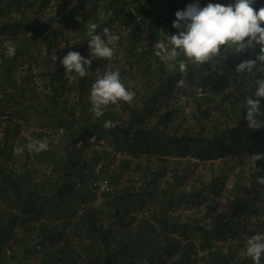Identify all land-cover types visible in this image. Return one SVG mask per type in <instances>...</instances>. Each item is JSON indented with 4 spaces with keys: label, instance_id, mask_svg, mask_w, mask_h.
Returning a JSON list of instances; mask_svg holds the SVG:
<instances>
[{
    "label": "trees",
    "instance_id": "trees-1",
    "mask_svg": "<svg viewBox=\"0 0 264 264\" xmlns=\"http://www.w3.org/2000/svg\"><path fill=\"white\" fill-rule=\"evenodd\" d=\"M7 1L9 4L12 1H23L25 7H32L36 2V0ZM85 1L77 0L78 3L72 5L71 0H63L62 5L74 12L77 10L76 6L84 4ZM196 2L197 0H94L92 12L88 17L84 15V24L88 22L87 19L91 20L90 23H97L98 33H102L103 28L107 27L111 34L119 36L117 44L124 51V61H118V68L122 69V74L129 72L128 67L134 76L141 77L142 89L138 92V103L120 101L126 111L125 115L118 113L117 104H109L104 108L102 117L93 116L90 112L89 92L92 80L89 79V73L83 78L80 77L78 81L81 91L77 101L81 105L79 116L74 115V108L70 107L64 84L60 83L58 76L52 81V91L42 99V95L35 93L34 87H29L34 76L32 67L29 65L23 74L15 73L17 54L6 55V49L0 55V112L3 113V107L8 101L17 104L19 98H29L65 128L60 148L70 151L77 148H92L94 163L104 154H112L108 151L109 148L125 151L126 156L118 163L119 171L129 169L134 157L140 158L135 162L133 170L140 173L139 180L142 179L143 183L137 185L135 190L136 185L130 182L124 187L123 196L130 203L131 201L139 205L149 203L153 207V218L158 222L160 231L156 229V234L151 233L155 231L154 224L146 218L142 220L140 227L144 232V247L151 261L164 262L161 252L166 251L178 254L174 264H198L200 259L206 264H251L253 263L251 258L239 254V242L230 243L226 250L217 243L219 240L225 241L229 237H236L239 234L237 228L246 222L242 216L253 197L244 192L240 193L243 184L239 179H236L226 201L229 217L224 220L216 214L211 216L206 224L200 215L188 214L182 218L171 212L173 207L182 203L205 199L209 200L205 213L218 210L217 194L212 197L204 194L207 189H215L211 183L203 182L199 187L194 185L192 190H186L191 168L183 161L185 157L189 156L190 161L198 159L200 162L221 157L220 160L225 165L223 166L230 168L233 167L231 162L234 165L235 162H242L246 153L250 156L264 154V128L251 130L244 119L247 115L244 107L245 98L248 96L255 98L256 81L264 77V71L254 69L252 73L235 72L237 65L243 60L254 59L259 55V46H256L255 51L233 54V48L228 52H222L220 57L214 58L215 70L210 64L195 65L189 61L186 78L192 82L193 78L197 77L196 89L191 91L187 87H177V82L184 78L178 67L179 59L183 57H178L174 62L176 67L170 70L154 55L155 42L167 43L168 34L177 31L172 27L176 19L175 12L184 10L188 4ZM8 3L0 0V34L6 35L12 33L20 23L28 22L22 17H19V20L5 17ZM47 3L49 0H41L38 7L43 8ZM208 3L227 5L234 3V0H199L201 7ZM253 7L256 10L264 7V0H255ZM52 19L47 20L44 25L38 21L31 29L39 33L50 26ZM26 24L30 27L28 23ZM261 26L264 27V24ZM144 29L148 31L147 38L142 37ZM111 30H116L117 33ZM58 31L59 27L55 26L48 30V34L53 39ZM82 41L81 45L76 41L73 44L68 42L65 50L78 51L82 55L88 45V37L85 36ZM53 45L51 42L49 52ZM94 60L96 58L91 64ZM128 62L129 66L126 65ZM62 70H65L63 66ZM198 89L202 90L200 95H197ZM181 95L188 97L184 105L179 104L178 98ZM62 99L64 101H61ZM261 104L264 105V98H261ZM187 106L191 108L189 112L186 111ZM107 120L118 123L111 129H105L104 122ZM16 125L10 123L5 125L3 129L5 139L0 142V150L11 146L10 139L19 128ZM36 133L39 139H46L51 144L52 141L50 142L46 132ZM102 139L104 141L100 143ZM28 141L27 138L23 139L20 142L21 146L26 148ZM79 142L81 145H78ZM99 144L104 148L103 151L97 148ZM48 152L45 151V154ZM239 156H242L241 160ZM113 159L112 156L111 160L103 164V172H108V165ZM192 162L198 164L195 163L197 161ZM256 167L260 171L252 173L264 177V160L257 161ZM119 174L117 172L113 178H118ZM130 180L135 179L130 176ZM257 189L259 194L263 192V186H257ZM34 207L37 208L38 205L32 208ZM170 230L188 238V241L183 243L179 237L170 235ZM2 232L6 235L5 230ZM199 250L204 251L200 256Z\"/></svg>",
    "mask_w": 264,
    "mask_h": 264
},
{
    "label": "built area",
    "instance_id": "built-area-1",
    "mask_svg": "<svg viewBox=\"0 0 264 264\" xmlns=\"http://www.w3.org/2000/svg\"><path fill=\"white\" fill-rule=\"evenodd\" d=\"M4 43L0 40V55ZM38 131L52 141H47L46 150L24 148L17 154L14 148L22 146L14 138L11 146L0 150V264H156L147 255L140 229L146 218L154 224L151 233L160 231L153 207L130 203L123 196L130 182L135 190L141 184L133 168L119 171L126 153L114 151L116 162L105 173L108 155L94 163L92 148L65 150L54 131ZM4 139L1 132L0 142ZM32 140L42 139L28 142ZM117 172L118 178H113ZM169 234L188 241L172 230ZM203 253L199 250V256ZM161 254L164 262L159 264H174L178 256Z\"/></svg>",
    "mask_w": 264,
    "mask_h": 264
},
{
    "label": "rangeland",
    "instance_id": "rangeland-1",
    "mask_svg": "<svg viewBox=\"0 0 264 264\" xmlns=\"http://www.w3.org/2000/svg\"><path fill=\"white\" fill-rule=\"evenodd\" d=\"M4 1L8 3L7 0ZM40 1L41 0H36L32 7H25L23 1H12L10 4L8 3V12L5 17L10 19L15 18L16 20H19V17H22L23 20L28 21L26 23L30 25L29 27L26 23L22 22L12 33L8 34L10 38L7 36L8 40L11 39V42L16 49L14 55L17 54V69H15V73L17 72L18 75L23 74L30 65L34 76L29 87H34L35 93L42 95V99L52 91V81L55 79V76H58L60 83L62 82L64 84V90L67 94L66 98L70 102L69 105L74 108V115L79 116L81 105L77 101L81 92L78 86L80 76L73 73L70 77H67L65 75V70H62L60 60L69 52L65 50L67 49L68 42H72L71 44H73L74 41H76L77 43L80 42L81 45L83 42L82 39H85L88 23H90L91 20L87 19L88 22L84 24V15L88 17V15L92 12V3H94V0H86L84 4H78L76 6L77 10L74 12L69 10V7L67 6L63 7V0H49V3H47L43 8L38 7ZM76 1L77 0H71V4H77L78 2ZM38 9H40L39 12H37ZM64 13H66V15H64ZM34 17H36V19H34ZM49 19H52L50 26L45 28L43 31L35 33L36 31L31 29V26L38 24V21L44 25ZM55 26L59 27V31L57 32L56 37L52 39V37L48 34V30ZM84 30H86V32H84ZM111 31H115L117 33L116 30ZM28 33H30L31 36H29ZM1 35L4 34H0V36ZM147 36L148 31L144 29L142 37L147 38ZM51 42L54 43V45L51 47V52H49L48 48H50L49 45ZM89 52L90 49L87 45L82 56L92 60L96 58L93 64H91L89 71V79L92 80V83L95 81L97 69H100L101 73L104 71L119 70L118 61H124V51L119 44L116 45L114 49V56L111 60L97 58ZM55 56L58 57L57 60L54 59ZM126 65L129 66L130 63L128 62ZM127 69L129 72L125 75L122 74V69L119 70L121 81L125 84L127 90L135 93L131 103H138V92H141L142 80L139 75L134 76L131 69L128 67ZM130 73L133 77H131ZM196 79L197 77H194L191 82L189 78H186L187 89L190 91L196 89ZM17 99L15 100L17 101ZM19 99L20 100L17 101V104L16 102L8 101L7 105L3 107V114H0V133L3 132L5 125L10 123L15 125L17 124L16 126L19 127L17 128L18 130L15 132L14 136V139L17 141L37 137L36 132L38 131V127H46L51 131H54L53 133H55V135L60 136V139L64 140L65 128L60 126L55 118H51L52 115H47L45 111L41 110L38 104L31 101L29 98ZM61 101H64V99ZM37 109H40L41 112H37ZM116 109L118 110V113H121L122 115L126 114L124 106H122V102L117 103ZM190 109V106H187L186 111L189 112ZM102 141H104V139H102L100 143ZM98 147L101 150L104 149L101 144H99ZM249 157L250 155L246 153V155L243 156L244 160L242 162H235V165L231 162L233 167L230 168L224 167V163L220 160L221 157L212 161L207 160L204 162H200L198 159L192 160L194 162L197 161L195 163L198 164H194L190 161L189 156L185 157L183 161L191 168L189 171L186 190H192V186L194 185L199 187L203 184V182L211 183L215 189H207L204 191V194L209 195V197L217 194L219 202L218 210L205 213L206 203L209 201L208 199L197 202L182 203L180 206L172 208V212L182 218L186 217L188 214H192L193 216L200 215L203 217V222L206 224L211 219V216L216 214H219L221 219L224 220L229 217V211L226 208V201L229 198L228 196L233 189L232 187L236 179H239V182L243 184L241 185L242 188L240 193L244 192L253 197L242 216L246 219V222L243 226H239L237 228L239 234L236 237H229L225 241L219 240L217 243L222 245L223 249L226 250L227 245L230 243L239 242V254L241 256H247L245 251V242L247 238L256 233H264V186L263 192L259 194L257 186L260 185L256 182V177L259 175L252 173ZM229 158L231 157L229 156ZM239 158L241 160L242 156H239ZM106 159L111 160V156H106ZM138 159L140 158H133L130 168L134 169L135 162ZM214 178L216 180H214ZM140 182L143 183V180L140 179ZM197 240H199V238ZM198 264L206 263L200 259ZM262 264H264V258L262 259Z\"/></svg>",
    "mask_w": 264,
    "mask_h": 264
},
{
    "label": "clouds",
    "instance_id": "clouds-1",
    "mask_svg": "<svg viewBox=\"0 0 264 264\" xmlns=\"http://www.w3.org/2000/svg\"><path fill=\"white\" fill-rule=\"evenodd\" d=\"M255 0H234V3L227 5L220 3H208L201 7L199 0L194 4H188L184 10L175 12V21L172 27L177 31L168 34L167 43L156 41L154 44V55L171 70L176 67L174 63L178 57L180 73L184 75L177 82L178 88L187 86L186 75L188 62L195 65L210 64L215 70L214 58L220 57L222 52H228L234 48L233 54L244 51H255L259 46V55L254 59H246L239 63L235 69L237 73H252L254 69L264 71V7L254 9ZM111 15V12L108 13ZM103 18V14L101 16ZM98 24L90 23L86 32L88 47L91 55L97 58L111 60L114 56V49L119 41L118 35H113L110 29L103 28L102 33L97 32ZM31 36L30 33H28ZM8 35L0 36L5 39L4 47L6 55H14L15 47L11 41H7ZM170 45V47H169ZM90 56V55H89ZM57 56L54 57L57 60ZM227 56L225 57V59ZM65 69V75L70 77L73 73L85 77L90 71L92 59L85 58L78 51H69L60 60ZM256 89L253 96L245 98V109L247 115V127L251 130L264 128V111L261 98H264V77L256 81ZM202 90H197L200 95ZM135 93L127 90L121 81L119 70L104 71L96 70L95 81L92 83L89 92L91 104L90 112L95 118L102 117L104 108L109 104H117L120 101L131 103ZM179 104L184 105L188 100L186 96H179ZM116 123L110 120L104 122L105 129H111ZM30 152H39L47 149V140H32L25 146ZM23 147L14 148V152L20 154ZM122 151V150H121ZM125 152V151H123ZM264 160V154H254L249 157L252 172H258L256 162ZM256 182L264 186V177L257 176ZM246 255L251 258L253 264H262L264 258V233H256L247 238Z\"/></svg>",
    "mask_w": 264,
    "mask_h": 264
},
{
    "label": "crops",
    "instance_id": "crops-1",
    "mask_svg": "<svg viewBox=\"0 0 264 264\" xmlns=\"http://www.w3.org/2000/svg\"><path fill=\"white\" fill-rule=\"evenodd\" d=\"M8 38H10V37L8 36ZM7 41H11V39H9V40H7ZM0 114H3V113L0 112ZM3 129H4V128H3ZM3 134H4V133H3ZM14 136H15V135H14ZM13 138H14V137H13ZM13 138H12V139H13ZM1 150H2V149H1ZM108 151L112 153V154H109V155H111V156L113 155V158H115V152H118V151H121V150H113L112 148H109ZM114 151H115V152H114ZM111 158H112V157H111ZM114 163H115V160L113 159V162H112L111 164H114ZM152 261H153V263H156V264H159V262H160V261H158V260H152ZM161 263H162V262H161Z\"/></svg>",
    "mask_w": 264,
    "mask_h": 264
}]
</instances>
